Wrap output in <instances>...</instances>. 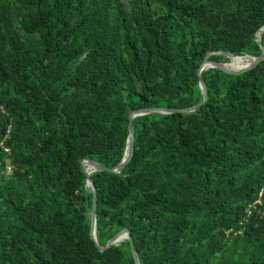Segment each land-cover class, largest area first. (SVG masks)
Returning a JSON list of instances; mask_svg holds the SVG:
<instances>
[{"label": "trees", "instance_id": "1", "mask_svg": "<svg viewBox=\"0 0 264 264\" xmlns=\"http://www.w3.org/2000/svg\"><path fill=\"white\" fill-rule=\"evenodd\" d=\"M263 26L264 0H0V264H136L97 245L125 228L140 264H264V59L198 72Z\"/></svg>", "mask_w": 264, "mask_h": 264}, {"label": "water", "instance_id": "2", "mask_svg": "<svg viewBox=\"0 0 264 264\" xmlns=\"http://www.w3.org/2000/svg\"><path fill=\"white\" fill-rule=\"evenodd\" d=\"M263 59H264V51L262 52V54L255 61H253L249 65H247L245 67H241V68L240 67L239 68L228 67L226 63L205 59L202 62L198 72L200 74L201 71L205 67H208V66H217V67H220V68H222V69H224L226 71L232 72V73H241V72H244V71L254 67L256 64H258ZM200 85H201L203 93H204L203 100L201 102L195 104V105L190 106V107L183 108V109H175V108L174 109L173 108H144V109H140V110L132 112L131 115H130V122H129V132H130L129 133V138H128V142H127V146H126V151H125V154H124V157H123L121 163L115 168H108L106 166H103L99 162H96L94 160H89L88 159V160L84 161V164H83L84 169L87 171L86 164H88L94 169H100V170L109 169L111 171H122L123 167L128 163V161L130 160V158H131V156L133 154L134 138H135V131H134L135 129H134L133 118L135 116H137V115H141V114H145V113H149V112H153V111H164V112H173V111H177V110L183 111V112L194 111V110L198 109L202 105V103L205 102L207 100V98H208L207 85H206V83H205V81H204V79L202 77H200ZM87 173L90 176V173L88 171H87ZM90 180H91V178H90ZM93 188H95V186H93ZM95 199H96V197H95ZM95 207H96V200H94V209H93V214H92V224H91V231L90 232H91L92 238L97 243ZM125 237H128L130 239V241H131V246H132V249H133V254H134V257H135V260H136V264H140L138 256H137V252L135 250V246H134V243H133V239H132V236L130 234V230L128 228H125V229L119 231L110 240H108L104 246H100L98 243H97V245H98V247L101 250H104L107 247H109L113 242H115L117 240H120L122 238H125Z\"/></svg>", "mask_w": 264, "mask_h": 264}, {"label": "clouds", "instance_id": "3", "mask_svg": "<svg viewBox=\"0 0 264 264\" xmlns=\"http://www.w3.org/2000/svg\"><path fill=\"white\" fill-rule=\"evenodd\" d=\"M264 27V26H263ZM262 27V29L261 30H263L264 28ZM258 40H259V36H258V38H257ZM264 51V50H263ZM246 55H248V56H252V55H249V54H246ZM231 56H233V57H241L242 55H230V57ZM260 56V55H259ZM259 56H252L250 59H247V60H245V63H248V64H246V65H243L242 67H245V66H247V65H249L250 63H252L253 61H255ZM231 61H232V58H231ZM230 61V62H231ZM218 62H223V63H226L227 64V66H228V64H231L230 62H224V61H218ZM257 65V64H256ZM229 67V66H228ZM253 68V67H252ZM251 69V68H250ZM249 70V69H248ZM142 115V114H141ZM138 116V115H137ZM136 117V116H135ZM134 119V118H133ZM85 160H88V159H85ZM85 160H83V164H84V161ZM86 168H87V171L90 173V171L88 170L89 168L90 169H94V168H92L90 165H88V164H86Z\"/></svg>", "mask_w": 264, "mask_h": 264}, {"label": "rangeland", "instance_id": "4", "mask_svg": "<svg viewBox=\"0 0 264 264\" xmlns=\"http://www.w3.org/2000/svg\"><path fill=\"white\" fill-rule=\"evenodd\" d=\"M242 56H243V57H242ZM242 56H241V57H238V56H237V57H233V56H231L232 61H233L234 58H241V60H240L241 65L239 66L240 68H241L243 65L248 64V63H245V60H247V59L250 57V56H248V55H246V54H245V55H242ZM251 57H252V56H251ZM251 57H250V58H251ZM250 58H249V59H250ZM230 61H231V60H230ZM232 61H231V62H232ZM231 62H230V63H231ZM229 67H230V66H229ZM239 67H233V68H239ZM8 171H10V168L8 169Z\"/></svg>", "mask_w": 264, "mask_h": 264}, {"label": "bare ground", "instance_id": "5", "mask_svg": "<svg viewBox=\"0 0 264 264\" xmlns=\"http://www.w3.org/2000/svg\"><path fill=\"white\" fill-rule=\"evenodd\" d=\"M260 32H262V30H260ZM259 34H260V33H259ZM259 34H258V35H259ZM242 57H243V56H242ZM249 58H250V57H249ZM249 58H248V59H249ZM240 60H241V58H234V59H233V62H240ZM239 66H240V65H237V67H239Z\"/></svg>", "mask_w": 264, "mask_h": 264}]
</instances>
